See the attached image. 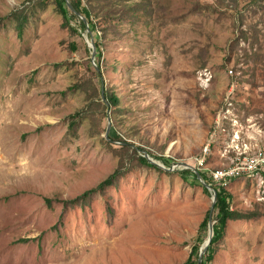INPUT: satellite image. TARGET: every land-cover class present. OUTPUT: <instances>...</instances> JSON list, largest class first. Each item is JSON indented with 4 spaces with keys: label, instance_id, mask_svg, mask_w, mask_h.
Instances as JSON below:
<instances>
[{
    "label": "rangeland",
    "instance_id": "rangeland-1",
    "mask_svg": "<svg viewBox=\"0 0 264 264\" xmlns=\"http://www.w3.org/2000/svg\"><path fill=\"white\" fill-rule=\"evenodd\" d=\"M82 1L93 32L58 0H0V264H189L213 195L141 156L229 168L213 134L232 84L244 141L264 144V0ZM213 185L244 218L211 264H264V184Z\"/></svg>",
    "mask_w": 264,
    "mask_h": 264
},
{
    "label": "built area",
    "instance_id": "built-area-1",
    "mask_svg": "<svg viewBox=\"0 0 264 264\" xmlns=\"http://www.w3.org/2000/svg\"><path fill=\"white\" fill-rule=\"evenodd\" d=\"M233 86L236 85L232 84L229 88V92H227V97L225 98V106L222 109L221 115L216 120V130L213 137L215 138L218 132H223L226 136L225 143L228 145L227 149H231V143L232 149L237 153V156L229 168L219 170L208 168L205 156L199 158L198 161L203 168L202 171L209 174L213 184L228 183L235 178L243 177H251L264 184V144L251 148L250 143L244 141L243 130L239 123L240 120L235 112L236 87ZM259 136L264 138L262 132ZM210 148L211 145L209 149H206V153H209Z\"/></svg>",
    "mask_w": 264,
    "mask_h": 264
},
{
    "label": "trees",
    "instance_id": "trees-1",
    "mask_svg": "<svg viewBox=\"0 0 264 264\" xmlns=\"http://www.w3.org/2000/svg\"><path fill=\"white\" fill-rule=\"evenodd\" d=\"M71 3L73 5L76 13H80L81 15H84L87 18V22H86V21H84V19H82L80 17L79 26H81V29L86 30L89 26L91 29V32L95 31V29L97 28V23H96L94 15H92V12L90 11V9L87 6H84L82 0H71ZM58 5L60 6V9H61V12L63 13V15L69 21L71 18H79L78 17L79 15L75 14L74 12H69V10L67 8L66 1L62 2L61 0H58ZM76 30L78 31L79 29L76 28ZM95 44L98 48H100V43L97 40H95ZM98 65L100 66V63H98ZM107 98L113 104L118 102L120 99V97L117 94H112L111 96H108ZM110 137L114 138V139H120L121 138L118 135V132L116 131V129H113L111 131ZM141 159L145 164L154 165V164L150 163L148 158L145 156H141ZM163 160L166 163L168 162V160H165V159H163ZM201 172H202L203 176L205 177V179L208 182L213 184V181L210 178L209 174L204 172V171H201ZM191 174H192L191 170H187L183 173L186 180H188L192 184L202 186L207 194H211V191L201 183L198 176L195 173H193L195 178L192 179V177H190ZM113 177L114 176L109 178L106 181V183L107 184L113 183V180H112ZM101 189H102V187H101ZM216 189L219 191L218 203L216 205V210L219 211V216H218L219 221H218V223H216V236H215L208 252L204 256L203 264H211L214 261L215 256H216V252H217L215 249V246L217 244H219L223 240V238L225 237L229 222L231 220H237V219L244 218V214L235 210V208L233 206L234 195L230 191V189L224 185L220 186V187L217 186ZM91 192H92V190H89L88 192L85 193V195L89 196L92 194ZM210 217H211V215H209L207 220L205 221L206 225L209 224ZM204 243L200 246H197L194 249V252L191 256L189 264H199L201 251H202V247L204 246Z\"/></svg>",
    "mask_w": 264,
    "mask_h": 264
},
{
    "label": "water",
    "instance_id": "water-1",
    "mask_svg": "<svg viewBox=\"0 0 264 264\" xmlns=\"http://www.w3.org/2000/svg\"><path fill=\"white\" fill-rule=\"evenodd\" d=\"M67 4H68V7L70 8L71 11H73L75 14L79 15L82 19H84V21L87 22V18L84 16V15H81L80 13H76L75 12V9L71 3L70 0H67ZM87 31L90 32L91 29L90 27L88 26L87 28ZM92 41V47H93V58H95V55H96V47H95V42H94V38L92 37L91 39ZM99 69V67H98ZM103 97L105 99V93H104V90H103ZM110 129H111V124H109L108 128H107V131H106V135L108 137L109 135V132H110ZM145 157L148 158L149 162L154 164V165H157L159 167H164L166 169H169V170H175L177 169L178 167H183L185 169H188V170H192L199 178V180L201 181V183L206 187L208 188L210 191H211V194L213 195V199H214V205H213V208H212V211H211V217H210V237L209 239L206 241V243L204 244V246L202 247V251H201V256H200V262L199 264H203L204 262V256L205 254L208 252L215 236H216V222L214 220V212L216 210V205L218 203V198H219V191L214 187V185L212 183H209L205 177L203 176L202 172L195 166L189 164L188 162H183V161H179V162H175L172 166L170 167H166L165 164H163L162 162L156 160L153 156H151L149 153H145L144 154Z\"/></svg>",
    "mask_w": 264,
    "mask_h": 264
},
{
    "label": "bare ground",
    "instance_id": "bare-ground-1",
    "mask_svg": "<svg viewBox=\"0 0 264 264\" xmlns=\"http://www.w3.org/2000/svg\"><path fill=\"white\" fill-rule=\"evenodd\" d=\"M70 12V11H69ZM81 27V26H80Z\"/></svg>",
    "mask_w": 264,
    "mask_h": 264
}]
</instances>
